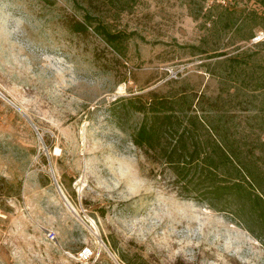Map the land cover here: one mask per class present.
I'll use <instances>...</instances> for the list:
<instances>
[{
    "label": "rangeland",
    "instance_id": "obj_1",
    "mask_svg": "<svg viewBox=\"0 0 264 264\" xmlns=\"http://www.w3.org/2000/svg\"><path fill=\"white\" fill-rule=\"evenodd\" d=\"M222 1L0 0V264H264L260 239L133 143L150 91H227L264 139V0ZM86 14L87 35L66 28Z\"/></svg>",
    "mask_w": 264,
    "mask_h": 264
},
{
    "label": "trees",
    "instance_id": "obj_2",
    "mask_svg": "<svg viewBox=\"0 0 264 264\" xmlns=\"http://www.w3.org/2000/svg\"><path fill=\"white\" fill-rule=\"evenodd\" d=\"M81 1L91 9L96 0ZM87 15L82 21L65 18L66 28L87 35L91 28ZM93 31L118 56L124 55L123 33L104 27ZM237 62L230 59L226 68L231 83ZM230 96L227 91L225 97L215 98L188 91L140 95L133 102L143 119L133 143L150 165L171 173L178 196L230 216L264 243V139L250 137L248 116L240 127L233 99H222Z\"/></svg>",
    "mask_w": 264,
    "mask_h": 264
},
{
    "label": "built area",
    "instance_id": "obj_3",
    "mask_svg": "<svg viewBox=\"0 0 264 264\" xmlns=\"http://www.w3.org/2000/svg\"><path fill=\"white\" fill-rule=\"evenodd\" d=\"M223 3H225V1L223 0L222 1ZM264 39V33H260V35H256L254 38H253V41H259V40H262ZM84 253V252H83ZM86 253V252H85Z\"/></svg>",
    "mask_w": 264,
    "mask_h": 264
},
{
    "label": "water",
    "instance_id": "obj_4",
    "mask_svg": "<svg viewBox=\"0 0 264 264\" xmlns=\"http://www.w3.org/2000/svg\"><path fill=\"white\" fill-rule=\"evenodd\" d=\"M59 189V188H58Z\"/></svg>",
    "mask_w": 264,
    "mask_h": 264
}]
</instances>
